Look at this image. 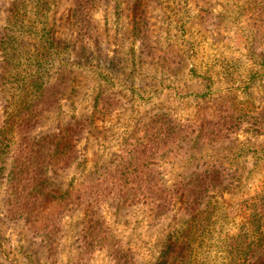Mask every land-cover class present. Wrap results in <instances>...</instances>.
Masks as SVG:
<instances>
[{
	"label": "trees",
	"instance_id": "trees-1",
	"mask_svg": "<svg viewBox=\"0 0 264 264\" xmlns=\"http://www.w3.org/2000/svg\"><path fill=\"white\" fill-rule=\"evenodd\" d=\"M101 1L13 0L10 4L0 33V205L5 218L23 224L51 251L60 245L64 218L79 208L83 226L77 248L82 257L113 245L104 225V203L138 202L149 206L158 219L180 218L153 264H195L197 244L231 214L241 219L234 232H224L229 264H264V186L235 205L241 213L233 215L234 208L230 214L225 211L229 209L225 194L240 192L264 170V140L256 142L264 137V109L254 106V94H264V0H224L219 13L212 6H200L204 20L222 23L220 18L236 21L248 16L243 23L255 31L247 50L250 63L222 62L215 74L190 69L204 89L182 96L174 91L194 109L185 120L162 108L138 112L133 104L121 150L88 170L81 142L105 137L107 120L116 113L121 94L105 91L104 85L120 83L107 74L115 68L110 61L100 60L95 68L89 64L94 58L88 43L93 40L103 47V34L92 14ZM189 1L174 0L184 7ZM143 5L144 0H132L133 28L147 55H153L147 21L138 15ZM176 15L174 29L184 32L185 21ZM58 23L73 27L75 43L60 37ZM174 54L178 64L190 60L187 49ZM78 70H89L100 80L92 107L82 113L76 112L74 101L83 73ZM130 95L142 97L132 87ZM63 100L71 102V114L55 129L40 131L47 113L60 109ZM243 130L255 141L240 139ZM166 160L185 161L183 172L172 182L161 169ZM71 168L90 173L64 181L62 175Z\"/></svg>",
	"mask_w": 264,
	"mask_h": 264
},
{
	"label": "rangeland",
	"instance_id": "rangeland-1",
	"mask_svg": "<svg viewBox=\"0 0 264 264\" xmlns=\"http://www.w3.org/2000/svg\"><path fill=\"white\" fill-rule=\"evenodd\" d=\"M13 0H0V33L3 31L7 13ZM224 0H191L187 7L174 0H144L143 12L138 15L139 19L147 21L148 42L153 45V55H147L140 36L136 38L134 33V20L132 15V0H103L92 12L95 25L103 34V47L89 42V54L94 58L90 66L95 68L100 60H108L114 65V69L108 70V75L113 82L119 84L104 85L105 91L114 89L120 92L117 97V111L108 118L106 135L101 140L91 138L83 140L81 148L82 158H87L88 170L98 162H108L113 155L121 149L123 131L129 118L133 115L130 106L137 107L138 112H156L158 109L172 110L180 119H187L194 113V109L187 104L182 97L184 94L198 93L203 91L204 85L200 78L193 75L191 70L195 68L198 74L204 71L217 73L221 70L220 63H230L240 60L249 64L250 57L247 50L251 46V38L255 31L251 32L244 19L248 16L223 20L222 23L204 20L199 15L202 8L212 6L215 12L223 10ZM117 6V7H116ZM187 12H185L186 10ZM176 14L185 21L184 32H176L174 29ZM178 17V18H179ZM144 20V19H143ZM144 20V22H145ZM174 20V21H173ZM171 21L170 28L168 27ZM173 21V22H172ZM245 22V23H243ZM61 38L75 43L74 29L69 23L57 24ZM176 32V35H175ZM182 35V36H181ZM250 38V42L249 41ZM80 46V45H77ZM102 48V49H100ZM178 49H187L190 60L179 63L175 60L174 53ZM165 52H168L165 54ZM79 56V54H77ZM77 56V57H78ZM76 57V58H77ZM135 58L134 62L132 61ZM174 62V63H173ZM80 82L77 95L74 98L77 113H82L92 107V94L99 86L100 80L96 75L89 74L91 71L78 70ZM85 74V75H84ZM83 75V76H82ZM123 84V85H120ZM136 88L142 97L132 99L130 88ZM263 93L254 94V106L260 111L264 109ZM242 96L243 94H239ZM132 100H131V99ZM254 98H246L251 101ZM71 102L63 100L61 108H55L47 113L44 124L40 131L55 129L71 114ZM130 109V110H129ZM111 131L117 132L115 137ZM121 132V134H119ZM120 136H119V135ZM240 139L255 138L248 132L240 131ZM264 137L256 139L261 143ZM101 146V147H100ZM184 160L177 162L166 160L162 165L166 178L172 182L179 173L183 172L181 165ZM71 168L62 177L64 181L72 177L88 175L90 172L82 168ZM264 186V170L247 181L246 185L236 193L225 194L227 213L233 211V215L241 213L235 205L244 198L259 192ZM0 205V263L2 264H153L164 248L168 231L174 224L180 222V218L170 215L164 219L154 216L152 209L142 203H132L122 206H111L104 203L102 214L104 225L107 228V237L113 245L107 248L96 249L91 254L79 256L80 249L77 244L82 239L81 216L82 211L74 208L64 218V228L60 245L54 250H47L40 245V238L32 235L23 224L8 220ZM71 214V216H70ZM240 217H230L219 221L211 234L197 244L194 253L195 264H229L231 259L224 246L225 229L234 232L240 221ZM78 241V242H77ZM57 243V244H59ZM55 245V244H54ZM41 246L40 250L39 247ZM47 247V246H46ZM94 250V249H93Z\"/></svg>",
	"mask_w": 264,
	"mask_h": 264
}]
</instances>
